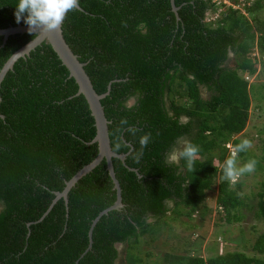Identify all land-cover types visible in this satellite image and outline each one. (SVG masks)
I'll list each match as a JSON object with an SVG mask.
<instances>
[{
    "label": "trees",
    "instance_id": "16d2710c",
    "mask_svg": "<svg viewBox=\"0 0 264 264\" xmlns=\"http://www.w3.org/2000/svg\"><path fill=\"white\" fill-rule=\"evenodd\" d=\"M244 1L245 14L225 9L215 22L205 16L215 10L212 0H174L178 20L169 0H79V9L67 13L63 38L86 64L95 92L109 88L101 105L110 147L126 156L124 162L112 159L123 206L101 217L88 251L93 220L116 200L105 161L70 190L67 205L63 199L52 203L96 158L94 119L46 41L14 63L0 85V264H118L120 246L126 264H143L134 252L140 239L155 240L162 220L198 214L215 180L217 208L227 222L240 220L234 212L243 205L241 185L226 181L222 166L242 141L235 137L245 131L254 98L239 72H255L246 57L255 42L264 53V23L245 17L262 9V0ZM16 5L0 0V30L27 26L16 22ZM34 37L16 34L3 42L0 36V70ZM230 54L243 58L234 69L227 66ZM201 89L210 93L208 100ZM145 134L150 142L142 148ZM185 142L199 147L192 170L183 160L167 159ZM247 157L248 150L238 154L244 162ZM255 216L264 223V192ZM252 250L264 255V235ZM162 262L264 264L240 252L208 259L166 254Z\"/></svg>",
    "mask_w": 264,
    "mask_h": 264
},
{
    "label": "rangeland",
    "instance_id": "374dc122",
    "mask_svg": "<svg viewBox=\"0 0 264 264\" xmlns=\"http://www.w3.org/2000/svg\"><path fill=\"white\" fill-rule=\"evenodd\" d=\"M262 3L263 8L256 13L246 12L245 17L249 21L252 20L253 25L256 24L255 21L253 22V17H256L259 23H264V0ZM259 34H256V37ZM252 49L253 51L246 57L247 61L253 63L255 72H239V76L251 86V97L253 95L254 98H252L245 131L235 138L249 139L252 142L247 158L248 160L255 159L259 166L257 165L253 173L243 174L236 182L241 185L237 190V195L243 205L234 214H238L240 220L227 222L222 211L217 208L215 199L218 180H215L212 189L205 193V200L200 205L198 214L192 216L191 219L181 217L177 221H171L167 216L169 219L162 220L159 227L153 230L157 235L155 240L150 241L149 236L140 239L134 252L142 258L143 264L155 262L163 264L162 259L166 254L208 259L216 254L240 252L248 257L264 260V255L260 256L252 250L257 238L264 235V223L255 216L258 194L264 192L262 189L264 182V89H262L264 86V53L259 51L256 42ZM242 59L240 55L230 54L227 66L234 69L236 63ZM209 96L210 93L201 89L203 100H208ZM183 144L181 143V147ZM246 162L238 158V166ZM124 249L123 246L118 247L120 252L118 264H126Z\"/></svg>",
    "mask_w": 264,
    "mask_h": 264
},
{
    "label": "water",
    "instance_id": "95a60500",
    "mask_svg": "<svg viewBox=\"0 0 264 264\" xmlns=\"http://www.w3.org/2000/svg\"><path fill=\"white\" fill-rule=\"evenodd\" d=\"M169 1H170V6H171V11L172 13H174V15L176 16V19L178 20L177 11L179 8H177L174 5V0H169ZM76 9H79V6ZM16 34H30V35H35V37L30 42H28L26 45H24L19 50L14 52L11 55V57L5 62V64L0 70V85L2 81L4 80L7 72L9 70H12L14 63L18 59L24 58L25 56L29 55L31 51H33L36 47L40 46L43 42L46 41L51 46L54 53L57 55L62 65L67 69L69 73V78H72L75 81L78 87L76 96L81 95L84 97V99L86 100L88 104V108L90 110L91 116L94 119V126L96 129V134H95L94 139L92 140V143L97 145L98 154L96 158L90 164L83 167L68 182L65 183V187L63 191L61 193L55 194V199L52 203V206H53V204H55L58 200L63 199V201L65 202V205H67L68 203L67 196L70 190L78 183V181L81 178H83L84 176L92 172L97 166H99L102 163V161H105L106 170L112 181L113 189L116 192V200L112 206L102 211L93 220L90 226L89 232H88V238H89V246L87 249L88 251L92 245L93 229L95 225L98 223V221L101 219V217L107 215L111 211H117L123 206L122 200H121V188L115 176V172H114L113 165H112V159H118L124 162L126 156L117 155L111 150L109 134H108L109 122L107 121L105 117L103 107L101 105V101L109 94V88L106 93L101 94V95H98L95 92L89 77L84 71V67L86 66V64L80 63L78 61L77 56L72 53L71 49L69 48V46L67 45V43L65 42L63 38L62 25L58 30L49 31V32H45V31L30 32L28 26H22L20 24H18L15 27H10L7 29L0 30V36L3 37V42H5L9 36L16 35ZM170 99H172V95H170ZM0 102H1V99H0ZM43 217L40 220H42Z\"/></svg>",
    "mask_w": 264,
    "mask_h": 264
},
{
    "label": "clouds",
    "instance_id": "9594fccd",
    "mask_svg": "<svg viewBox=\"0 0 264 264\" xmlns=\"http://www.w3.org/2000/svg\"><path fill=\"white\" fill-rule=\"evenodd\" d=\"M78 5L79 0H17L16 22L20 23L23 20L30 32L56 31L61 27L67 13L75 10ZM121 123L126 124L127 121L122 120ZM149 142L150 134L140 137L139 143L142 148L147 147ZM251 147L252 142L249 139L242 140L232 148L230 155L223 162V178L230 184H235L243 174L253 173L256 170L258 162L255 159H249L242 166H238V154L246 152ZM198 153L199 147L196 144L185 142L182 148L173 149L167 159L173 164L183 160L186 162V167L192 170Z\"/></svg>",
    "mask_w": 264,
    "mask_h": 264
},
{
    "label": "built area",
    "instance_id": "2783aa9c",
    "mask_svg": "<svg viewBox=\"0 0 264 264\" xmlns=\"http://www.w3.org/2000/svg\"><path fill=\"white\" fill-rule=\"evenodd\" d=\"M235 0H212V2L215 5V10L213 11H207L206 13V21L208 22H215L220 17V15L225 11V9H238L242 12V14H245L244 6L245 1L244 0H236L238 3L234 2ZM256 0H250L247 3V6H250L252 3H254Z\"/></svg>",
    "mask_w": 264,
    "mask_h": 264
},
{
    "label": "flooded vegetation",
    "instance_id": "af4514ba",
    "mask_svg": "<svg viewBox=\"0 0 264 264\" xmlns=\"http://www.w3.org/2000/svg\"><path fill=\"white\" fill-rule=\"evenodd\" d=\"M133 103H134V101H131L129 104H130V105H133ZM183 121H185V120H183Z\"/></svg>",
    "mask_w": 264,
    "mask_h": 264
}]
</instances>
